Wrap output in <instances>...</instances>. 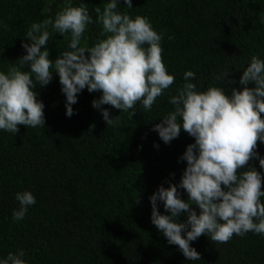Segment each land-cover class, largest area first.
<instances>
[{"label":"trees","instance_id":"16d2710c","mask_svg":"<svg viewBox=\"0 0 264 264\" xmlns=\"http://www.w3.org/2000/svg\"><path fill=\"white\" fill-rule=\"evenodd\" d=\"M66 2L0 0V71L19 66L16 60L26 54L22 42H29L30 25L54 19ZM107 2L71 0L73 6L85 3L93 17L82 46L102 38L94 10ZM119 4V11L148 17L163 34V62L175 82L151 111L137 104L120 113L102 105L111 117L119 116L115 126H107L92 107L100 92L85 88L72 106L75 114L68 117L57 74L47 86L34 89L45 105V127L19 125L18 134L0 130V259L23 249L28 264H264V234L253 232L223 244L202 235L191 245L201 259L187 260L153 225L149 200L159 186L179 183L186 168L181 157L194 143L181 130L165 144L152 130L174 111L169 97L188 70L196 73L192 82L198 90L219 86L215 77L229 71L222 84L226 93L242 88L239 78L251 57L264 60V0H132V9L125 8L124 0ZM70 39V33L53 32L49 58L55 60ZM257 151L264 157V143L258 142ZM249 164L264 176L258 160ZM23 191H30L36 203L14 221L12 213L20 207L15 194ZM180 192L186 200L187 193ZM158 207L167 214L162 202Z\"/></svg>","mask_w":264,"mask_h":264},{"label":"clouds","instance_id":"9594fccd","mask_svg":"<svg viewBox=\"0 0 264 264\" xmlns=\"http://www.w3.org/2000/svg\"><path fill=\"white\" fill-rule=\"evenodd\" d=\"M124 4L133 8L132 0H124ZM120 7L119 0H109L103 9L95 8L102 38L92 46L81 45L93 23L85 3L73 6L67 0L54 19L47 17L30 25L25 36L29 42H22L26 54L16 60L19 66L13 64L7 72L0 71V130L18 134L19 125L45 127V105L34 89L47 86L54 73L66 97L68 117L75 114L72 106L85 88L89 93H101L92 107L100 110L107 126H115L119 116L111 117L102 105L120 113L133 110L137 104L151 111L157 98L175 82L163 62V34L153 29L148 17L133 18L119 11ZM53 32L71 35L55 60L49 58L48 48ZM230 75V71L221 73L215 77L219 86L201 91L192 82L196 73L186 71L184 83L169 97L174 111L152 129L165 144L178 138L181 130L194 138L181 157L186 168L179 183L169 182L167 188L161 185L149 197L153 225L189 261L201 259L191 245L202 235L223 244L234 235L264 234V176L249 164L258 160L264 169V157L257 151L258 142L264 143V60L252 56L239 78L242 88L232 87L229 95L222 84ZM180 189L187 193L186 200L181 198ZM15 199L20 207L12 218L19 221L36 198L23 191L17 192ZM158 202L167 214L160 212ZM184 215L187 218L181 221ZM25 255L23 249L9 252L0 264H28Z\"/></svg>","mask_w":264,"mask_h":264}]
</instances>
